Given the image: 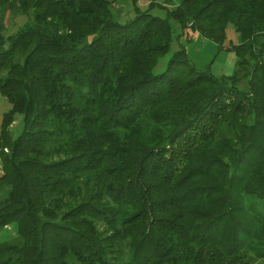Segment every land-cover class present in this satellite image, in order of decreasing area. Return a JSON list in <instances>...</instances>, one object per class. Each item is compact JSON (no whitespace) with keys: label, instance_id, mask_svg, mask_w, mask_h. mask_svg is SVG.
Instances as JSON below:
<instances>
[{"label":"trees","instance_id":"16d2710c","mask_svg":"<svg viewBox=\"0 0 264 264\" xmlns=\"http://www.w3.org/2000/svg\"><path fill=\"white\" fill-rule=\"evenodd\" d=\"M0 93V264H264V0H0Z\"/></svg>","mask_w":264,"mask_h":264},{"label":"rangeland","instance_id":"374dc122","mask_svg":"<svg viewBox=\"0 0 264 264\" xmlns=\"http://www.w3.org/2000/svg\"><path fill=\"white\" fill-rule=\"evenodd\" d=\"M163 15V14H161ZM22 23V21H19ZM12 13L8 12L6 17V26L12 28L14 25ZM180 27H175V36L179 34ZM190 36L184 35L178 41L176 38L171 46L170 52L163 57L159 63L157 71L164 68L166 62L171 58L173 53L180 49L181 46L186 48L188 57L191 63L199 70L210 69V72L215 77H221L223 75H232L237 69V56L229 49L232 44L238 43V33L234 26L229 24L226 29V41L225 47L220 48L217 43L212 40H208L198 33H190ZM11 109V104L6 97L0 93V131L4 114ZM23 116L16 115L15 122L11 126V132L14 137L18 136L22 130ZM1 170V163H0Z\"/></svg>","mask_w":264,"mask_h":264}]
</instances>
